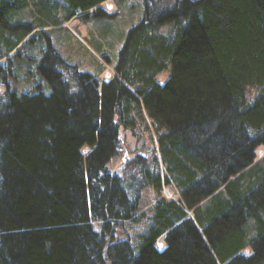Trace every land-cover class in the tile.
<instances>
[{"label":"trees","instance_id":"1","mask_svg":"<svg viewBox=\"0 0 264 264\" xmlns=\"http://www.w3.org/2000/svg\"><path fill=\"white\" fill-rule=\"evenodd\" d=\"M107 1L0 0V264H264V0H145L99 83L47 29Z\"/></svg>","mask_w":264,"mask_h":264},{"label":"rangeland","instance_id":"2","mask_svg":"<svg viewBox=\"0 0 264 264\" xmlns=\"http://www.w3.org/2000/svg\"><path fill=\"white\" fill-rule=\"evenodd\" d=\"M144 1L109 0L101 5L102 10L111 16L107 19L82 20L77 17L58 28L47 30L52 31L53 45L63 58L76 65L80 71L90 73L99 83H102L113 77V68L117 62L119 50L124 44L128 30L141 19ZM26 52L30 53L29 50ZM34 53L35 51L30 54L35 55ZM103 54L109 57V61L105 60ZM166 78L167 75L163 74L159 77V82L163 83ZM17 79L19 81L12 80L11 83L14 84L18 93L26 91L28 88L25 87H29V84L25 71L19 74ZM151 129L150 124L147 127L141 124L134 132L121 129V148L118 156L109 163L110 170L121 171L123 164L134 158L137 153L149 156L150 159L153 155L152 150L155 148V135ZM263 155L264 149L260 148L257 151V157ZM163 193L167 198L175 197L173 191L168 188H165ZM154 198L153 190L146 188L142 191L141 208L143 211L147 210L150 201ZM138 228L141 229L139 226ZM130 231L133 230L128 225L120 226L116 229L117 239L123 238ZM161 245L162 243L159 244Z\"/></svg>","mask_w":264,"mask_h":264},{"label":"snow or ice","instance_id":"3","mask_svg":"<svg viewBox=\"0 0 264 264\" xmlns=\"http://www.w3.org/2000/svg\"><path fill=\"white\" fill-rule=\"evenodd\" d=\"M161 247H163V246L161 245Z\"/></svg>","mask_w":264,"mask_h":264}]
</instances>
